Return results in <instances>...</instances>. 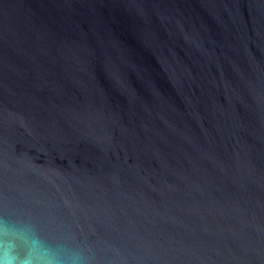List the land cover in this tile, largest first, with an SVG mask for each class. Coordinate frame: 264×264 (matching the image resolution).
<instances>
[{"label": "water", "instance_id": "obj_1", "mask_svg": "<svg viewBox=\"0 0 264 264\" xmlns=\"http://www.w3.org/2000/svg\"><path fill=\"white\" fill-rule=\"evenodd\" d=\"M0 264H264V0H0Z\"/></svg>", "mask_w": 264, "mask_h": 264}]
</instances>
